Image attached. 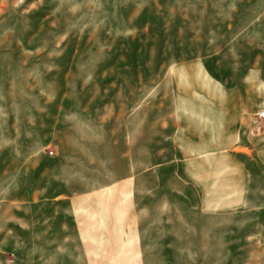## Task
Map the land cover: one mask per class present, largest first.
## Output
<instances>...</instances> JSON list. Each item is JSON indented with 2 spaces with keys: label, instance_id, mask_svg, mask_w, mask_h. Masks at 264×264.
<instances>
[{
  "label": "rangeland",
  "instance_id": "374dc122",
  "mask_svg": "<svg viewBox=\"0 0 264 264\" xmlns=\"http://www.w3.org/2000/svg\"><path fill=\"white\" fill-rule=\"evenodd\" d=\"M264 0H0V264H264Z\"/></svg>",
  "mask_w": 264,
  "mask_h": 264
},
{
  "label": "built area",
  "instance_id": "2783aa9c",
  "mask_svg": "<svg viewBox=\"0 0 264 264\" xmlns=\"http://www.w3.org/2000/svg\"><path fill=\"white\" fill-rule=\"evenodd\" d=\"M259 118L264 121V111L259 113Z\"/></svg>",
  "mask_w": 264,
  "mask_h": 264
}]
</instances>
